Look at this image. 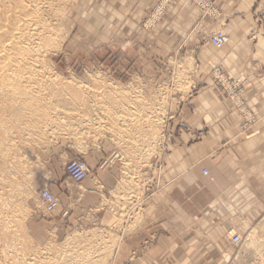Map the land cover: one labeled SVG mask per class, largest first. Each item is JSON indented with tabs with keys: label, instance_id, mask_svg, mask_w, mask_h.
I'll list each match as a JSON object with an SVG mask.
<instances>
[{
	"label": "rangeland",
	"instance_id": "obj_1",
	"mask_svg": "<svg viewBox=\"0 0 264 264\" xmlns=\"http://www.w3.org/2000/svg\"><path fill=\"white\" fill-rule=\"evenodd\" d=\"M185 1L211 25L198 22L185 32L172 19L178 0H0V49L8 43L17 51L11 65L0 63V264H133L139 246L156 239L155 225L139 223L153 217L150 189L166 181L172 146L178 166L194 169L200 144L216 135L201 122L218 107L229 103L244 128L251 116L255 122L246 93L250 75H264V48L237 49L227 25L217 24L212 0ZM219 32L228 39L221 50L209 43ZM249 38L264 42V29ZM228 58L243 64L227 65ZM74 159L89 164L87 177L102 191L103 173L114 174L107 225L84 214L71 226V211L58 215L60 205L45 211L40 192ZM248 218L227 227L229 237L242 236L232 253L201 257L205 243L198 241L197 256L157 260L264 264V212ZM187 231L195 239L204 233L196 222Z\"/></svg>",
	"mask_w": 264,
	"mask_h": 264
},
{
	"label": "crops",
	"instance_id": "obj_2",
	"mask_svg": "<svg viewBox=\"0 0 264 264\" xmlns=\"http://www.w3.org/2000/svg\"><path fill=\"white\" fill-rule=\"evenodd\" d=\"M212 1L218 9L217 24L227 25L230 40L237 49L264 48L261 38L255 42L249 38L255 28L264 29V11L258 13V0ZM172 17L186 28L185 32L198 22L202 28L212 23L208 22L209 17L201 18L195 6L185 0H178ZM209 43L217 50L225 47L218 49ZM225 61L227 65L237 66L241 60L228 58ZM250 78L253 85L247 91L246 99L255 116L253 124L242 127L243 117L229 103L218 107L217 116L206 114L209 117L203 119L201 125L208 131L215 130L216 135L214 142L200 144V157L192 159L194 169L178 166L177 147L172 146L167 157L168 169L163 171L162 178L166 181L150 189L153 217L146 219L147 224L144 219L139 223V227L155 225L158 230L156 239L148 246H139L136 252L138 259L133 264H160L157 259L161 258H192L198 251L193 242L198 241L205 243L200 251L201 257L219 258L222 252L232 253L236 247L231 242L232 235L229 237L227 234L229 226L240 225L242 218L249 219V216L264 212V75L252 74ZM243 129L247 130L241 133ZM257 129L261 131L255 133ZM195 149L197 147L192 150ZM97 174L102 176L99 171ZM103 175L104 191L96 184V177L88 178V175L77 185L65 171L59 172L49 182L50 190L60 201L58 215L62 210L71 211L68 216L71 226L85 221L82 220L84 214L96 221L103 219L107 225L114 216L109 201L114 174L110 171ZM54 221L62 228L66 227L63 217ZM194 222L200 224L204 231L197 239L187 231L188 225ZM216 229L221 233L213 232Z\"/></svg>",
	"mask_w": 264,
	"mask_h": 264
},
{
	"label": "built area",
	"instance_id": "obj_3",
	"mask_svg": "<svg viewBox=\"0 0 264 264\" xmlns=\"http://www.w3.org/2000/svg\"><path fill=\"white\" fill-rule=\"evenodd\" d=\"M227 40L228 39L226 35L221 32L210 37V42L218 49L223 48L227 43ZM241 109L239 110L241 111ZM247 122H249V124H253L254 117L251 116ZM203 172L207 174L206 169H204ZM89 173V166L83 159H74L72 161H69L66 165V175L75 183H80L81 181H83ZM40 199L47 213L55 212L60 205L59 198L50 189H43L40 192ZM231 242L233 243V245H240L242 243V236L239 233H234L231 236Z\"/></svg>",
	"mask_w": 264,
	"mask_h": 264
},
{
	"label": "bare ground",
	"instance_id": "obj_4",
	"mask_svg": "<svg viewBox=\"0 0 264 264\" xmlns=\"http://www.w3.org/2000/svg\"><path fill=\"white\" fill-rule=\"evenodd\" d=\"M48 1V0H47ZM54 1V0H53ZM22 2H24V1H22ZM32 2V1H31ZM31 2H29V3H31ZM36 2H37V0H36ZM42 2V1H41ZM43 3V2H42ZM25 4H26V2H25ZM37 4V3H36ZM22 5V4H21ZM38 5H40L39 3H38ZM46 4H44V6H45ZM51 6H52V4H50ZM23 6V5H22ZM36 7V6H35ZM39 6H37L36 7V9L38 8ZM28 8H30L29 6H28ZM47 8V7H46ZM24 9H26V8H24ZM33 9V8H32ZM40 9V8H39ZM41 10V9H40ZM39 11V10H38ZM32 14V13H31ZM36 14V13H35ZM18 15V14H17ZM26 15V14H25ZM24 15V16H25ZM28 15V14H27ZM21 16V15H20ZM24 16H22V17H24ZM31 16V15H30ZM26 17V16H25ZM27 18V17H26ZM40 18V17H39ZM16 19V18H15ZM25 19V18H24ZM18 20H20V19H18ZM31 20V19H30ZM40 21V20H39ZM22 22V21H21ZM38 22V21H37ZM19 23V22H18ZM17 23V24H18ZM26 23V22H25ZM31 23V22H30ZM42 23V22H41ZM43 24V23H42ZM24 26V25H23ZM28 26V25H27ZM34 26V25H33ZM33 26H31V27H33ZM13 27V26H12ZM18 27H19V24H18ZM18 27H17V29H18ZM21 27H22V25H21ZM28 28H30V27H28ZM41 28H42V26H41ZM5 29V28H4ZM4 29L3 30H1V31H4ZM16 29V30H17ZM30 29H32V28H30ZM15 31V30H14ZM24 31V30H23ZM29 31V30H28ZM17 32V31H16ZM30 32V31H29ZM32 32V31H31ZM30 32V33H31ZM11 33V32H10ZM33 33V32H32ZM13 34V33H12ZM22 34V33H21ZM40 34V33H39ZM14 35V34H13ZM24 35V34H23ZM25 35H27V34H25ZM37 35V34H36ZM30 36V35H29ZM38 36V35H37ZM17 37H18V35H17ZM22 37V36H21ZM35 37V36H34ZM28 38V37H27ZM229 38V37H228ZM11 39H14V38H11ZM17 40H18V38H17ZM10 42V41H9ZM22 42V41H21ZM17 42H15V44H16ZM13 45H14V43H12ZM27 44H25V46H26ZM17 46V45H16ZM21 46H23V45H21ZM28 48V47H27ZM30 49V48H29ZM16 50H18V52L19 53H21V54H24V53H22L23 52V48H21V47H18V49H17V47H16ZM38 50H41V49H38ZM37 50V52L39 53V51ZM13 52L15 51V50H12ZM36 51V50H35ZM27 53V52H26ZM16 55H17V51H16V53H12V52H10L9 51V44L8 43H5V44H3L2 46H1V49H0V63H1V65L2 66H4V68H5V66H8V64H10L11 65V63L13 62V61H16ZM38 55V54H37ZM26 56V55H25ZM25 56H23L24 58H25ZM18 57H19V55H18ZM21 57H22V55H21ZM28 57V56H27ZM34 57V56H33ZM23 59V58H22ZM28 59V58H27ZM15 63V62H14ZM13 63V64H14ZM34 63V62H33ZM16 64H18V63H16ZM15 65V64H14ZM19 65V64H18ZM18 65L16 66V67H14V69H16L17 67H18ZM13 67V66H12ZM2 68V67H1ZM3 68V69H4ZM9 68H10V66H9ZM19 69V68H18ZM17 70V69H16ZM15 72V71H14ZM9 74H10V72H8ZM19 73V72H18ZM12 74H13V76H15V74L17 75V72L14 74L13 72H12ZM20 74V73H19ZM7 75V74H6ZM23 75L21 74V77H22ZM10 77V76H9ZM16 77V76H15ZM14 77V78H15ZM18 77V76H17ZM20 77V76H19ZM3 78L5 79V77L3 76ZM24 78V77H23ZM2 79V78H1ZM7 79V78H6ZM22 79V78H21ZM8 80V79H7ZM2 81H3V79H2ZM6 81V80H5ZM10 82H11V79L9 80ZM17 81V80H16ZM21 81V80H20ZM13 82V81H12ZM9 83V82H8ZM11 86V85H10ZM9 86V87H10ZM13 87V86H12ZM2 90V89H1Z\"/></svg>",
	"mask_w": 264,
	"mask_h": 264
}]
</instances>
